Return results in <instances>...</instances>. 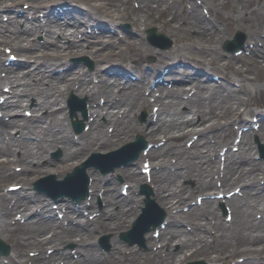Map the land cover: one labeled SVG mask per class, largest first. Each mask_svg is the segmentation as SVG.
Segmentation results:
<instances>
[{
    "label": "bare ground",
    "instance_id": "1",
    "mask_svg": "<svg viewBox=\"0 0 264 264\" xmlns=\"http://www.w3.org/2000/svg\"><path fill=\"white\" fill-rule=\"evenodd\" d=\"M18 1L19 0H0V8L8 10L11 13L15 12L14 15L15 14L18 15L17 10H14L16 5L18 4ZM22 1H25V2L28 1L32 7V10L34 11L38 8L40 11L46 7L44 5H40L39 0H22ZM61 1H62L60 3L61 7H58L54 12L52 11L54 13V14L52 13V17H54V15L59 17L60 13H64V15L62 14V17L58 19V22L60 23L58 27L59 26L63 27L64 26L63 24H65V25H70L69 28L78 29V24H81V27H82L85 21L88 22L89 20H91L94 23L96 20H99L100 22H102L101 27L103 29H101L100 27H97V25H96V28L91 26V29H90L91 33L87 34L86 39L83 42L78 43L76 38L74 39V36H73V39L70 41V45H66L62 42H59V40L55 38L54 30H51V29H49V31L47 32V37L45 40L46 42H44L43 44H40L39 42L34 43L30 39H27L25 44H23L22 42L23 40H25V36H26L25 32L26 34L29 33V30H31V28L24 29L22 33L20 32L15 33L14 31L12 33L7 32L6 30L9 28L10 25H8L7 28L2 25L0 28V44L4 42V45L6 46L8 45L9 47H11L13 52L24 55V50L29 48V46L36 45L35 47H39L40 49H44L45 47H47V49L44 50L45 51L44 54H43V51L40 50V53H39L40 57H38L35 63L36 65H34L35 67L32 71H29V66L28 67L23 66V63H22L23 67L21 68L25 69V71L22 69L15 70L14 68H12L14 65L12 66L10 64L4 65V61H3L4 56L2 55V51L0 48V68L5 67L8 70V75H9V77L0 76V87L3 83H6L7 78L11 77L12 79L11 78L10 79L12 80V84L10 86V90L13 96L18 95V94L21 95V97L19 98V101L23 99L22 98L23 95L27 94V96H29V94L34 93V92H30V89L35 90V92L38 95L36 99L41 98V100L39 99L40 102L37 104V106L33 105V108L34 109L39 108L40 110H42V112L37 116L38 118L37 122L45 118L46 119L45 125L49 126V127L43 126L42 124H39V123H29V122H25L24 120H22L23 117L18 108L19 105H21V102L20 103H18L19 101L13 102V100L10 99L11 97H8L7 100L3 104L0 103V108L2 105L4 107L3 108L4 113H10L12 115L11 117H9L6 123L0 124V137L1 138L8 136L9 134L8 125L11 126L12 124H16L18 121L19 123H22V125H26V127H30V126L36 127L37 125H40V128H38L39 130L38 135L41 137H44V138H41L40 141L38 142H35V143L31 142L30 146H28L29 150L25 149V151L22 152L21 155H17L13 157H6L5 160L0 161V163L2 164L0 165V186H1V182L5 178H15L17 180L15 183H18V180H20V182L23 181V183L28 184L34 178L33 176L34 173L40 174L48 170L50 171L51 168L42 170L43 168L47 166L53 167L51 171L63 169V167L69 164H72L71 161H73L74 159H77V157L81 154V152L84 153L87 149H91V151L104 150L112 145L118 144L119 142L123 141L128 136H130L131 135L130 133L132 132L133 128L138 126L137 129L143 135H145V137L148 139H151L153 141L156 140L159 133H163V135L166 138L162 144H158L156 146H150L147 151V155L152 159V163L153 164L157 163L160 165L159 169H153V171L150 172V174H151V180L154 181L155 183L154 186L157 188V191H156L157 198L159 199V202L161 203V205H163L167 209H170L174 206L179 205V203L182 200H186V198L191 194L192 189H190V187H185L182 184L176 183L175 180L179 176L185 175L186 177L195 178V182L197 181L199 182L198 186H201V187L208 186L209 188H212L214 185L212 184V179H209L208 177L206 178L204 175H206L207 171L209 170H211L212 172L217 170V168H215L217 167L216 158L215 156L214 157H211V156H213L214 153L216 152L215 142L218 140L219 137L221 138V140H227L229 137L228 131L225 130L221 133H215L216 137H214V140L216 141L210 142L209 135H206V136L204 135L206 131L205 130L206 125L202 127L196 125L197 127L193 128L191 126V128H189L187 126L185 127V124L192 125L194 124L195 121H197L196 123H198V122H204L207 120L211 121L213 119V121L210 122L208 125L210 124L214 125V123H216L215 121L219 119L220 117L224 116L225 117L224 119L228 117L227 120H229V117H232L234 113L236 112L238 113L239 108L237 107V104L235 105V104L229 103V104H225L222 108H220L221 103H219L220 99H217V95L212 96L211 94L202 93V96H200L197 101L190 102L189 100H184L180 98L181 95L178 94L180 88L171 90L170 93L172 97L166 103H163V99L160 95L157 96L156 101L157 103L159 102L160 104L159 106L160 112H159V116L157 115L158 118L155 119L154 121H150V119L148 120L145 119L144 121L140 120L139 123H134L133 120H129L128 118L125 119L123 118V116L118 118L117 114L114 112V109H108V111L104 115H103V111H100L98 113V115L100 116H98V118H95L94 121L90 123L92 125L91 128L88 130L82 131L78 139V142L73 144V142L69 140L70 137L68 133L66 132V129L68 127H71V124L66 119L65 116L64 117L61 116V113H63V108H62L63 106L60 103L63 97L61 86L65 85L67 88L76 86L75 88L77 90H80L82 94H85L90 97V100H89L90 103H92L93 97H95L96 93L98 92L102 93L101 95H103L104 100H106V102L102 104L97 103V105L95 106L101 109H107V107L110 105L120 106L124 102L130 103L134 106L138 105L140 106V108H148L150 101L148 100V97L145 94H142L141 92L142 88L138 85L139 82L125 81L124 86L130 87V89L128 90H125V88L123 87V84H120V81L115 80V79L114 80L112 79L113 81L111 82H108L106 80L100 85L97 82L96 85H94L95 86L94 87L91 83H89V80H91V76L89 77L85 72L76 74L75 69H74L75 66L67 69L66 71L64 70V72H61V73L58 72V73L53 74L52 78H48L46 76L49 73L46 69L48 67L55 68V66L61 60L62 53L66 50H69L71 53V52H75L79 50V47L77 46L89 45L93 43L94 41L96 42V40L99 41L101 44L102 42L109 40L108 36L109 35L111 36V33L110 31H104V28L106 27L105 26L106 22L102 20L104 15H106L107 17H110L114 21L119 20V19H130L131 21L134 22L135 26L138 25L139 27V24L144 22L148 18L147 14H149V12H152L153 9L159 10L157 13V15H159L160 11L163 9L161 5L163 0H141L140 8H139L140 12L138 14L136 13L132 14V12L134 11V8L132 4L131 6L129 5L130 0H71V1L64 0L65 2H63V0ZM164 1L175 3L169 6V9L172 11V13H174L176 11V8H179V9L181 8L180 3L183 0H164ZM206 1H208L211 5H214V6L218 4L221 5L224 2H226V0H206ZM81 3H84L85 6L79 7ZM153 3H155L154 7H153ZM226 3L230 4L231 7H235V4L233 2L232 3L226 2ZM128 6L129 8L127 9ZM48 8L49 6L46 7V10ZM235 8L233 9V11H235ZM89 10H94L98 13L97 19L91 18V12H89ZM14 15L10 18L11 23H17L19 21L17 19H14ZM235 15L236 14L232 12L231 15L227 14L226 17L227 16L235 17ZM179 16H182V15H179ZM178 17L174 20L175 23L173 24L171 23L170 25V26L173 25L172 27L174 30V34L177 35V33L181 32V30L178 28V24L182 26H184L185 23L189 24L190 27H193L191 28L192 30L194 29L195 32H198L197 33L198 41L195 40L193 36L191 35H188V36L193 37L192 39L194 40V42L196 41L197 43H200L199 45H202L201 49L203 51H205L204 50L205 45H203V42H207L208 44L210 43V40H215L214 36L217 37V33L215 32L212 25L210 23L208 24L206 18L203 17L202 14L196 8H194L188 16L184 17L185 22H182V21L180 22L179 20L180 18ZM161 19L162 18H160L159 20ZM38 23L39 22L36 19H33L32 30H34L37 27ZM147 23L149 25L150 21H147ZM162 24L166 28L170 27V26L169 27L166 26L163 21H162ZM55 25H56V22L53 24V26ZM208 25H210L209 28H207ZM39 29L41 30L40 27ZM98 32L102 33V36L101 34L98 35ZM127 36L132 37V38L130 39L128 38L129 40L126 38V41L131 42L135 40L134 39L135 35L131 36L129 35V33H127ZM201 39L203 40V42L201 41ZM75 40L77 42H75ZM93 45H95V43H93ZM136 47H137L136 52L140 50L141 55L145 53L143 54V56L146 54L152 53L153 51H157V50L149 51L150 48L146 49V47L140 46L138 44L136 45ZM206 47H207L206 49H210V53L213 52V50L209 47V45ZM118 48H119V44L118 43L116 44L115 41H111V43L107 45V48H104V49L107 53L110 54V53L118 51ZM252 48H253L254 55H258L259 57L262 56L263 48L258 47L256 45L253 46ZM48 49H51V50L48 51ZM147 50L149 51L148 53H146ZM216 50L219 51V48H216ZM96 56L99 58L97 59L98 62L99 60H102L101 52H97ZM245 62L247 64L252 63L254 65L253 71L258 74L257 79H259L260 82H264V65H263L264 63L261 64L258 59L253 60L251 59V57L246 58ZM100 63H103V61H101ZM156 64L158 65V63ZM99 70L101 69L99 68ZM170 70L173 72L172 66L169 68L168 71ZM102 75H103V72H102ZM142 77L144 78L141 80H145L146 75H142ZM47 78L50 80L52 84L51 86L45 85L46 84L45 80ZM17 81L21 85V88H19L18 86H15ZM248 83L249 85H251L250 84L251 82H248ZM146 85H147L145 86L146 88L149 87L148 84ZM92 87H94L93 88L94 91L92 90ZM225 87L226 85L223 88ZM53 88L55 89L52 91ZM258 89L260 91L259 87L254 88V90L256 91ZM115 90L118 93L122 92L121 98L112 99V96L114 95L113 92ZM223 96L225 98L227 97V95H224V94ZM234 96H236L238 101H240L242 98L241 95L239 94H234ZM228 101L229 100H227V102ZM110 102H113V103L110 104ZM181 105L186 106V110L190 113V115L186 114L185 112L184 113L182 112V109L180 107ZM95 107L93 108V110H95ZM129 111L130 109H122L123 114L127 113L128 115ZM71 117L72 119L78 118L79 111L78 110L75 111L74 115ZM105 121H111L112 123L115 124L112 136L111 134H108L106 130H104ZM1 125L3 126V128H1ZM224 125L225 124H222L221 129H223ZM198 127H200L199 129H201L200 136L202 137V140L200 143H202L203 148H199L197 146L196 149L191 151V149H189L188 147L181 145V140L175 141L172 138L171 129L180 128L181 130L180 133L175 135V136L180 137L190 132H197L196 128ZM53 128H56V130L58 128V130L56 131L57 133L53 132ZM260 134H261V138L264 139V127L261 129ZM222 136H224L225 138H223ZM244 137H245L244 138L245 149L243 153H241V155L236 156L235 153L228 150L227 161H226L227 168H225V171L228 170V172L229 171L231 172V170H234L236 168L234 167V165L240 168L242 167L243 175L240 174L238 178L239 179L242 178L240 180L246 182L245 180L247 179H254V177L250 176L249 174L255 173L253 172V170L255 168L258 169L259 165H258V161L250 157V150L254 146V142L251 141L250 138L247 137V134H244ZM59 143H63L61 144L63 148V152L61 153L60 157L56 156V158L51 161L46 158L44 153L42 155V152L44 151L46 147H55V146H58ZM196 144L197 142H194V145ZM8 151L9 150L4 148L3 144L0 143V155L6 154L8 153ZM170 152L174 153L178 157V160L176 161V163L180 164V168L176 167L175 170H173L171 173L165 176L166 174L165 168H168L167 164L170 163V160H168V153ZM189 154L191 155L194 154L198 156V159H192V158L188 159ZM241 156H243L242 157V159H244L243 162H240ZM26 157H29L30 159L27 160ZM44 158H45V161H47L48 163L41 160ZM13 160H17L18 162H21L23 164V171L19 173L16 171L8 170L9 163ZM40 161H43V162H40ZM51 163H54V164H51ZM188 163L190 164L189 167H188ZM194 170H197V172H195ZM126 171H127L126 175L130 176L134 180L136 185L145 179L144 175L137 172V170L130 169ZM91 175L93 177V175L98 176L99 174L92 173ZM241 176H245V178ZM90 184L92 186H98V179L96 177L94 179H91ZM227 184L228 182L224 181V186H226ZM99 186L101 185L99 184ZM198 186L196 183L195 187H198ZM104 191H106L105 195L107 198L115 197V193L112 190L104 189ZM2 193L3 192L0 191V205L4 211V214L11 213L15 209L18 210L20 208H22L23 210H28V209H31L32 206H36V205H41L40 211H43V208L47 206L46 199L44 197H41L43 193H40L41 195L35 194L32 197V199H30L29 196L26 197L28 191L25 192L24 197L22 196V194H20L18 195V197L15 196L14 199L9 198L7 195L2 194ZM29 194H31V192ZM66 196L67 195L65 196L60 195L61 198L65 199V200H62L63 204L61 205L66 208L65 210L66 215L69 216L70 214L69 211L71 210L72 203L68 201V197L66 198ZM130 196H132V199H131L132 203L131 202L127 203L126 198H125L126 200L124 198H119L118 207H116L113 210H108L106 212V216L109 218L108 221L98 220V221L91 223V222H88L87 220L77 219V221L82 222V224L78 223L77 225H71V226H66V227H63L62 224H60L61 229L56 230L55 228V231L51 233L50 238H48L47 236H43L42 232H44L43 229L46 227H49V228L51 227L52 229H54L55 223L52 219L47 222L46 221L45 222L39 221L37 223L33 222L32 224H35L34 226L38 228L37 237H34L32 235V237L30 238H27V239L23 238V242L26 244L31 243L34 246H36V248L39 250H41L43 248V245H46L47 242H49L53 247L58 248L65 240H68V239H74L76 244L81 245L83 244V242L86 243V240L94 238L98 230H112L114 235L108 236V241L112 243L113 249L107 254H99L95 246L93 247L92 245L87 244L85 246L86 250L77 249L78 251L83 252L84 254L83 256H79L78 259L73 258L67 250H63L58 254H56V252L53 254H50V256L48 257V260H49V264H60L59 262L58 263L56 262V257L57 255H59V258L61 259L63 258V256L65 257L64 264H89V263L90 264H105V263L107 264L109 262H117L123 258V256H120V258L114 259L115 256L120 255V250H122L124 253H127L129 249V246L120 244V241L115 237V234L117 230L120 229L119 227L126 222V220L128 219V216L132 214V212L135 210L136 206L134 205V202H138V198L135 195H130ZM246 196L247 194L245 193L243 197H246ZM235 198H238V197H235ZM210 201H214V200L211 199ZM232 204H233V209H234V220H235V224L237 225L236 229H234L236 230L235 234H234L233 229L230 228V226H227L228 230H226V226L224 225V223L216 219L215 221L212 222L213 225H212V228L210 229V232H213V231H217V232H214L213 234H211V237L204 233L194 232L195 238L197 240H200V244L202 243V241H206L203 246L197 247L195 244L196 241L192 238V234H190L191 232L188 233L187 230L181 227L173 228L169 232L170 233L173 232L174 238L178 236V240L177 239L173 240V242H177V243L175 246H172L171 248L169 247V245H164L163 249L164 251H166L167 255L166 254L159 255L160 258L161 257L166 258L168 256V258L174 260L173 261L174 263L177 262L178 259L181 261V259L187 258V256L184 254L185 253L184 249L186 248L190 249L191 246H193L192 250H194V252L196 253L203 252V254L209 255L213 251L217 252L218 250H214V249L216 247H219L218 249L221 250L222 253L226 254V252H228L227 246L230 242V239L233 237L235 241L236 238L238 237L239 238L238 241L240 245L238 247L235 246V250H232L231 248V251L229 254L234 255L238 252H241L242 254H244L245 257L241 262L242 264H264V263H260L259 261V260H263L262 258H260V255H257L256 257L258 259L255 258V260L246 259V256H251V254H253V252H255L256 250L255 247L253 248H250V247L252 245L254 246V244L260 243L261 240L264 239V224L260 222V220L251 218L250 210L247 207L248 204H246L245 201L243 200L239 201V199H235L234 202L232 201ZM1 207H0V210H1ZM262 211L264 214V208H262ZM214 214L215 213L212 209L205 208V210L201 211L200 213V216L202 217V219L198 220L196 218H190L191 221L188 223L193 224L191 225V227H195L198 225L205 226L204 223L206 222V216L208 215L213 216ZM181 216L190 217L191 215L188 212H181L180 214L175 215L173 219L176 220L178 217H181ZM200 220H202V222ZM13 230L14 229L10 228V225H6L0 221V231H5L6 237L8 239L11 238V235H12L11 232ZM220 235H223V236L221 237ZM72 236H77L78 238H72ZM217 243H220L221 245H217ZM15 245L16 244L13 243V247ZM147 253L149 252L134 251L130 255H126L125 257L129 259L135 257L134 260H143L144 259L143 255H146ZM195 254L193 253L192 255H195ZM39 256L40 254L38 255V258L40 259ZM87 257H91L89 261L85 260V258ZM38 258L35 264H39ZM156 261H157V255L154 256L153 262H156ZM17 263L25 264L22 258H19V261H17Z\"/></svg>",
    "mask_w": 264,
    "mask_h": 264
},
{
    "label": "rangeland",
    "instance_id": "2",
    "mask_svg": "<svg viewBox=\"0 0 264 264\" xmlns=\"http://www.w3.org/2000/svg\"><path fill=\"white\" fill-rule=\"evenodd\" d=\"M237 1H240V3L242 4V6L241 7H231L228 3H225V4H222L221 5V9H217V13H216V10H214L212 13V17L211 18H209V19H211V20H208L207 22H208V24L210 23L211 25H212V27L214 28V30H215V32L217 33V37H215L214 36V39L215 40H210V43H208L207 44V42H203V40L201 39V41L203 42V45H205V48H204V50L205 51H203L201 48H200V46L201 45H199L200 43H197L196 41V43L194 42V40L192 39L193 37L195 38V40H197V36H198V32H195L194 31V29L192 30L191 28H193V27H190L189 26V24H187V23H185V25L184 26H182V25H180V24H178V28L181 30V32L180 33H177V35L176 34H174V30H173V25L172 26H170L171 24L170 23H175L174 22V20L178 17H174V15H172V13H171V10L169 11V9L168 10H165L166 9V5H165V1L163 0V2L161 3V5H162V7H163V9L160 11V13H159V15H157V13H158V11L159 10H156V9H153L152 10V12H149V14H147V16H148V18L144 21V22H142V23H140V25H141V27H135L134 26V24L133 23H130L129 24V26L130 25H133V27L134 28H131V32H136L137 30H136V28L137 29H141V30H145V28L147 27V26H154V25H157L160 29H161V23H162V21L164 22V24L166 25V26H170V30H167L166 29V31L165 30H163V29H161L164 33H167L171 38H172V36H175L174 38H177L176 39V42H179V46H180V48L182 47V45H184L183 44V42H187L188 43V45H187V49H192L193 50V52L192 51H189V54L190 55H193V61H187V59H186V57H185V61L186 62H188V63H192V62H196L197 60V58H199V59H202L203 61H206L205 63H206V65H208L212 70H214L215 72H219V74H221V76L219 77V82L218 83H220L219 85H218V87L216 86V85H214L213 83L212 84H210V85H208V89L209 90H212V92H214V93H216V95H217V99H220V101H219V103H222L221 104V107L220 108H222L223 106H224V104H229V103H231V104H237V107L238 108H240L241 109V107H244L245 105H248V106H253V101L251 100L252 99V92H253V89L254 88H257L259 85V81L256 79L257 77H258V74L256 73V72H254L253 71V68H252V66H250V65H247V64H245V62H244V60L242 59L243 57H249V56H251L250 54H246L244 51L240 54V56H237V57H239V58H236V59H234V60H231L232 58H233V56H228V54H231L230 53V51L229 50H227V49H225L223 46H224V40L226 39V37L227 38H233V34H234V32L235 31H237V30H241V31H243L244 32V34H246V35H249L250 33V31L252 30V29H255L258 25L260 26V24L261 23H263V20L261 19V16H258V15H261V13H262V11H263V8H262V6L264 5V0H229V2L230 3H236ZM20 2V4H21V0H19L18 1V3ZM131 4H132V0H130L129 1V5L131 6ZM208 4V3H207ZM154 5H155V3H153V7H154ZM184 7V12L185 13H188L187 12V10H186V8H185V6H182V8ZM129 8V6L127 7V9ZM235 8V11H233V9ZM199 11L200 12H202L201 11V9H199ZM135 11H133L132 12V14L134 13ZM137 12V13H136ZM135 13L136 14H138L139 13V11H136ZM227 12V13H226ZM232 12L233 13H235L236 15H235V17H232V16H225V15H227V14H229V15H231L232 14ZM250 12V14L248 15V13ZM91 13H93V14H98V13H96V11H94V10H92L91 11ZM142 13H144V12H142ZM141 13V14H142ZM222 13H225V14H222ZM116 14V13H115ZM140 15V14H139ZM179 15H182L181 14V12H179ZM185 15V14H184ZM93 17H95V16H93ZM137 17H139V16H137ZM157 18H162L161 20H159V19H157ZM180 19V22L182 21V22H185V19L184 18H182L181 16L179 17ZM124 21V19L123 20H121L120 22H123ZM129 20H126V23L128 22ZM147 21H150V24L148 25V23H147ZM10 23V20H9V22H8V25H10V30L9 29H7L6 31L7 32H9V33H12L11 32V30H12V28H15V30H14V32L16 31V29H17V27H15V25L14 24H9ZM3 24V23H2ZM248 25H250V26H248ZM146 26V27H145ZM145 27V28H144ZM210 27V25H208L207 26V28H209ZM249 27V28H248ZM159 28H158V30H159ZM121 30V29H120ZM160 30V31H161ZM67 31V33L72 37L73 36V31L71 32V30L70 29H67L66 30ZM186 31V32H185ZM173 34V35H172ZM35 35H37V32L35 33V32H32L30 35H29V37H30V40H34L35 41V39H34V37H35ZM188 35H191V36H193V37H190V36H188ZM127 36H125L123 39H125ZM36 38V37H35ZM62 38V37H61ZM144 39V42L146 43L147 42V40H145L146 38H143ZM213 39V38H212ZM24 42H26V39L25 40H23ZM198 41V40H197ZM3 44H4V42H2L1 44H0V48L2 49V47H3ZM96 44V43H95ZM140 45V46H144L143 45V43H141L140 42V44L139 43H134V48H131L130 47V43H125V42H123V43H121V44H119V48H118V51H116L115 52V55H116V53H117V55H116V60L117 61H120V59H119V56H121V55H123L125 52H128V51H132V50H134V51H132L131 52V57H130V60H125L126 62H124V64L126 65V67H128L131 63H133V62H131V61H133V57H135V55H137V52H136V45ZM178 44V43H177ZM182 44V45H181ZM192 44H193V46H192ZM209 45V47H211V48H213L214 50H215V53L214 54H207V53H210V49H206L207 47L206 46H208ZM172 46H173V44L170 46V47H168L169 48V52H171L174 48H172ZM202 47V46H201ZM33 48V47H32ZM168 48L166 49L167 51H168ZM177 48V47H176ZM180 48H178V49H180ZM216 48H219V51H217L216 50ZM30 49V48H29ZM28 49V50H29ZM84 49V48H83ZM91 52L93 51V49L92 48H88ZM40 50L42 51V49H39V48H37V49H30L29 51H26V52H24V54H27L28 53V57L29 58H34L35 60H36V56H37V58L38 57H40V55H39V53H40ZM32 51H35V52H32ZM80 51V50H79ZM78 51V52H79ZM150 51V50H149ZM148 50L146 51V53H148L149 52ZM264 51V50H263ZM82 52V51H81ZM188 52V51H187ZM67 54H70V53H68L67 51L66 52H64V53H62V57H61V62L63 61L64 62V60H65V56L67 55ZM35 55V56H34ZM103 55H106V53H104ZM153 54H149V56H152ZM79 56V55H78ZM148 56V55H147ZM146 56V57H147ZM179 56V55H178ZM72 57H77V56H72ZM145 57V58H146ZM180 57V56H179ZM252 57H253V55H252ZM255 58H257V57H255ZM104 59V58H103ZM135 60V59H134ZM261 60H262V62L264 63V52L262 53V57H261ZM71 63H78V62H74V61H71ZM229 63H231V64H233V67H230V66H228L229 65ZM65 64V63H64ZM27 66H29V64H26ZM59 65V64H58ZM245 65H247L248 67H249V70H250V72L249 73H247V72H244L242 69L243 68H245L246 66ZM26 66V67H27ZM60 66V65H59ZM133 68H137V67H133ZM183 68V67H182ZM230 68H232V69H230ZM236 69H241L243 72H239V73H237L236 72ZM245 73H247V76H252V78H253V80H250L249 78L248 79H246L245 78ZM250 73H252V74H250ZM95 73H93V75H94ZM256 77V78H255ZM48 82L49 81H47V84H48ZM248 82H251L250 84L251 85H249V83ZM216 84V83H215ZM263 84L264 83H260V86H259V88H260V91H259V89H258V91H256V95L258 96V98H257V101H259V100H261L262 102H264V86H263ZM225 85H228L229 86V88H223ZM143 87V86H142ZM186 88H187V86H186ZM232 88V89H231ZM55 88H53L52 89V91L54 90ZM230 89V90H229ZM185 90H187V89H185ZM31 92L33 91V89L32 90H30ZM251 93V94H250ZM223 94L224 95H227V97L225 98L224 96H223ZM234 94H239V95H241V100L240 101H238L237 100V98H236V96H234ZM260 95V96H259ZM26 96V95H25ZM35 98H36V95H35ZM30 98H28V100H29ZM170 99V98H169ZM169 99H166L165 100V103L169 100ZM23 100H27V99H23ZM227 100H229L228 102H227ZM61 102H62V100H61ZM246 102V103H245ZM125 104V103H124ZM123 104V105H124ZM122 105V106H123ZM223 105V106H222ZM124 107V106H123ZM218 107V108H219ZM113 109H116L117 107H112ZM151 104H149L148 105V109L147 110H143L144 112H145V116H144V119H142L141 121H144L147 117L148 118H150V113H151ZM187 111V110H186ZM120 112V111H119ZM139 112H140V110L138 109V107H133V111H130V117L132 118V117H134V119L136 120V121H138L137 119H138V114H139ZM185 112V111H184ZM183 112V113H184ZM147 113H148V115H147ZM186 113H188V112H186ZM236 114V113H235ZM61 116H63L62 115V113H61ZM234 117H235V115H234ZM225 117L224 116H222V117H220L219 119H217L215 122H216V125H218V124H224V121L228 118V117H226V119H224ZM230 119V118H229ZM46 119H43L42 120V124H46V121H45ZM213 121V119L211 120V122ZM207 122H209V120H207ZM106 124V125H105ZM208 125V123L206 124V126ZM215 125V126H216ZM45 126H47V125H45ZM106 126V128L109 126V122H105L104 123V127ZM186 126H190V124L188 125V124H185V127ZM212 127L211 128V131H217L220 127ZM47 127H49V126H47ZM184 127V128H185ZM17 128V127H16ZM50 129V128H49ZM58 129V128H57ZM180 129V128H179ZM179 129H177V128H174V129H171V130H173V131H177V130H179ZM53 132H56V128H54V130H53ZM259 133H260V131H258ZM57 133V132H56ZM234 133V130L232 131V134ZM253 134H255V133H253ZM253 134L251 133H248V136L252 139V137H253ZM186 140V139H185ZM28 145H30V143L29 144H27L26 146H28ZM59 147V146H58ZM49 148V147H48ZM48 148H45L44 149V151L42 152V155H43V153L45 154V155H47V154H49L48 153V150L49 151H57L58 149H57V147H52V148H50V149H48ZM59 148H61V147H59ZM8 149V148H7ZM25 149H26V147H25ZM24 149V150H25ZM9 150H11V149H9ZM241 151H242V149H241ZM254 151H255V149L253 150L252 149V151H251V156L253 157V155H254ZM47 152V153H46ZM12 153H14V150H11V153H8V154H1L0 155V161H2V160H5V158H6V156L7 155H12ZM59 153H60V150H59ZM12 157V156H11ZM174 157V155H172V157H170V158H173ZM194 158V157H193ZM27 160H29V158H27ZM15 161H17V160H15ZM75 161V160H74ZM77 161V160H76ZM11 164H14V163H11ZM0 165H2L1 163H0ZM20 166H22L23 167V165H20ZM47 168H51V166H47V167H45V168H43L42 170H46ZM240 171V170H239ZM20 172V171H19ZM49 173H51V169H50V171L48 170V172L47 171H45V172H43V173H40L39 175H37L36 173V176H41V175H46V174H49ZM260 173V172H259ZM259 173H256V175H260ZM180 178H183L182 176H179ZM178 177V178H179ZM5 179H9V178H5ZM3 180V184L4 183H7V182H9V181H12V180ZM230 179V178H229ZM6 181V182H5ZM186 182V185L187 186H194L195 184H194V182H192V183H190V182H188V181H185ZM154 183V182H153ZM146 184H150V185H146V187L143 189V198H144V200H145V198H146V200H149V201H153V202H155V203H157L158 204V200L156 201V197H155V194H154V188H153V186L151 185V182L150 183H146ZM234 184H232V185H230L229 187H232ZM194 194H195V191H193L192 192V198H193V196H194ZM190 196V197H191ZM189 197V198H190ZM191 198V199H192ZM191 199H189V201L191 200ZM188 201V202H189ZM109 207H111L110 205H109ZM197 210H199V209H197ZM260 210V209H259ZM200 211H197L196 213H192L191 212V215H198V213H199ZM200 214V213H199ZM250 216L252 217V214H250ZM199 217L200 218H202L200 215H199ZM199 217H198V219H199ZM183 221V220H182ZM182 226V225H181ZM236 226V225H235ZM15 227H16V232H17V234H14V236L15 235H19V236H21L22 234H23V232H25V231H27L28 229H29V227H30V225L28 226V227H25L24 225L22 226V225H19V226H17V225H15ZM49 227H46V228H44L43 230H44V232L48 229ZM181 228H183V227H181ZM203 228L204 229H207L206 227H204L203 226ZM236 232V231H235ZM2 233L4 234V232L2 231ZM43 233V232H42ZM235 234V233H234ZM167 235H168V232H167ZM14 236H12V242H13V237ZM236 236V235H235ZM3 237H5V236H3ZM237 237V236H236ZM21 238V237H20ZM173 238V240H174V237H172ZM237 239L239 240V238L237 237ZM161 242L162 241H165L164 239L162 240H160ZM263 243L264 242H261V243H259V248L263 245ZM195 244H196V242H195ZM46 246V245H45ZM110 246H112V244L110 245ZM232 246H234L231 242L229 243V246H227V247H232ZM21 247L23 248V250H31L30 249V244H25V245H21ZM12 250H13V248H12ZM160 251H161V249H160ZM160 255V254H159ZM200 256H204L203 254H200ZM56 260H58L57 258H56ZM60 261V260H59ZM161 262H163V261H161ZM90 264V263H89Z\"/></svg>",
    "mask_w": 264,
    "mask_h": 264
}]
</instances>
